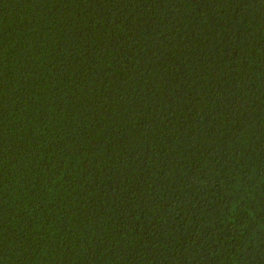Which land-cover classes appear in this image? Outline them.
Returning a JSON list of instances; mask_svg holds the SVG:
<instances>
[{"label": "trees", "instance_id": "16d2710c", "mask_svg": "<svg viewBox=\"0 0 264 264\" xmlns=\"http://www.w3.org/2000/svg\"><path fill=\"white\" fill-rule=\"evenodd\" d=\"M0 264H264V0H0Z\"/></svg>", "mask_w": 264, "mask_h": 264}]
</instances>
